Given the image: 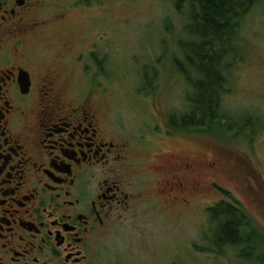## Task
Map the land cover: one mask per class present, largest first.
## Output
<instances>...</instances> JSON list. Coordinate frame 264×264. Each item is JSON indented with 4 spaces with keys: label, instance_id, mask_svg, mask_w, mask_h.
Returning a JSON list of instances; mask_svg holds the SVG:
<instances>
[{
    "label": "flooded vegetation",
    "instance_id": "obj_1",
    "mask_svg": "<svg viewBox=\"0 0 264 264\" xmlns=\"http://www.w3.org/2000/svg\"><path fill=\"white\" fill-rule=\"evenodd\" d=\"M69 16L63 3L0 0V264H103L115 225L181 219L182 191L213 167L169 154L139 171L152 182L133 179L131 145L107 127L91 82L100 62L78 48L85 34L50 39ZM184 166L204 169L186 184Z\"/></svg>",
    "mask_w": 264,
    "mask_h": 264
},
{
    "label": "rangeland",
    "instance_id": "obj_2",
    "mask_svg": "<svg viewBox=\"0 0 264 264\" xmlns=\"http://www.w3.org/2000/svg\"><path fill=\"white\" fill-rule=\"evenodd\" d=\"M74 1L84 0H49L70 6L63 31L50 39L57 41L65 32L85 34L78 48L94 54L92 65L100 62L92 67L91 82L103 85L99 94L105 102L99 106L107 127L131 145L133 179L152 182L153 172L143 176L139 171L169 154L179 156L182 164L207 156L204 163L213 165L198 179L206 183L203 188L186 186L182 191L181 219L155 212L145 222L115 225L101 262L255 264L249 260L251 250L243 259L238 256L241 247L217 249L212 239L217 224L209 210L223 200L238 203L250 240L264 248V0L243 16L235 38L237 53L225 59L228 90L221 110L238 125L234 131L225 130V123L210 129L172 123V116L189 110L193 91L176 64L185 61L181 42L188 37L186 9L179 12L174 0H91L86 7ZM184 168L186 184L204 169Z\"/></svg>",
    "mask_w": 264,
    "mask_h": 264
},
{
    "label": "trees",
    "instance_id": "obj_3",
    "mask_svg": "<svg viewBox=\"0 0 264 264\" xmlns=\"http://www.w3.org/2000/svg\"><path fill=\"white\" fill-rule=\"evenodd\" d=\"M256 3L257 0H174L176 9L181 13L186 9L190 17L188 37L181 42L185 61L176 64L193 91L189 110L172 116L173 125L210 129L225 123V130H238V125L221 110L228 90L225 59L237 53L235 38L241 20ZM209 212L217 224L212 238L217 249L226 245L241 247L238 256L243 259L248 258V249L252 255L249 260L264 264V248L259 249L250 240V228L238 203L223 200ZM257 249L261 253L256 254Z\"/></svg>",
    "mask_w": 264,
    "mask_h": 264
}]
</instances>
